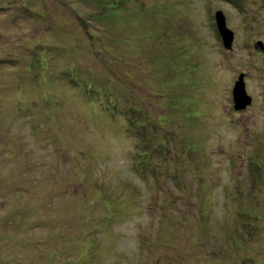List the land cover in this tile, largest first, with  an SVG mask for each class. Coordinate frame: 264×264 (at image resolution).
Here are the masks:
<instances>
[{
	"label": "rangeland",
	"instance_id": "1",
	"mask_svg": "<svg viewBox=\"0 0 264 264\" xmlns=\"http://www.w3.org/2000/svg\"><path fill=\"white\" fill-rule=\"evenodd\" d=\"M259 43L264 0H0V264H264ZM133 105L169 156L134 158Z\"/></svg>",
	"mask_w": 264,
	"mask_h": 264
},
{
	"label": "trees",
	"instance_id": "2",
	"mask_svg": "<svg viewBox=\"0 0 264 264\" xmlns=\"http://www.w3.org/2000/svg\"><path fill=\"white\" fill-rule=\"evenodd\" d=\"M94 1H95V3L97 5H99L100 3H104L105 4V0H103V1L94 0ZM105 9H107V7ZM104 45L108 46L109 50L112 52V56H111V53H108V57L106 56L107 57L106 61L107 60H113L114 61L115 59L117 60L118 57L120 58L121 54H120V52H119V50L117 48L118 46L116 44H114V43H112V44L111 43H109V44L108 43H104ZM102 50H103L102 52H99L100 55L107 54V52H105V50H104V47H103ZM99 53H96V54L99 55ZM33 61L37 62V57L34 58ZM115 80L117 81V83L120 84L119 78H116ZM122 88H120V89H122ZM107 93H110V92H107ZM109 97H112V96L110 95ZM117 98H120V96L114 97V100L117 99ZM117 103H119V102L117 101ZM105 109H106V111L116 112L117 114L122 115V116H126V114H128L127 111L122 110V109H124L123 107L120 108L119 106L110 107V108L107 107ZM129 109H130V111L133 110L132 114L129 113L130 119H127V121L124 120L125 123H123L120 126H122V128L124 129L125 133L126 132L128 133V137L126 136L127 139L129 138L130 140H132L134 142V145H135L134 150L136 152V155H135L134 158L137 159L138 157L142 156L143 159H144L143 152H147V154L149 155V153L153 152V151H154V154L156 155V157L158 159H161L159 154L163 153L164 151L167 154V156H169L170 155V151L167 148L168 142L165 139V136H164V133L162 132V130L164 128L170 127V125L166 124L165 121L163 122L162 121V117H158L157 119H155L154 116H153L152 119L149 118L150 119L149 120L150 124L148 122H146V124H145L144 121L146 119H145V117L142 116L144 113L142 111L140 112L139 108L136 105L131 106ZM139 115H141L142 117L139 118ZM165 119H163V120H165ZM154 123H156L155 124L156 128H152ZM144 132H145L146 138H144ZM139 165H140V163H139ZM146 165H150L151 166V172L154 171L153 170V166H152L153 164L148 163ZM138 170H139V168H138ZM7 216H9V214H7ZM198 219H201V218L199 217ZM0 220H1V223H2L4 218H2ZM238 230H239V232H237V233H238L239 238H240L239 233H243L244 234V233L248 232L242 226H240V229H238ZM0 231H2V233H4L7 236V238L9 237V240L12 243L15 242L16 239H14V241H13L12 236L10 234H8L7 232H5L6 231L5 229H0ZM234 232H236V231H234ZM243 234L241 235L242 238H243ZM9 252L10 251L8 249L7 250L5 249L2 254L4 256H6V255H8Z\"/></svg>",
	"mask_w": 264,
	"mask_h": 264
},
{
	"label": "water",
	"instance_id": "3",
	"mask_svg": "<svg viewBox=\"0 0 264 264\" xmlns=\"http://www.w3.org/2000/svg\"><path fill=\"white\" fill-rule=\"evenodd\" d=\"M215 19L223 46L227 51H231L235 41V34L227 26V20L222 11L217 12ZM258 45L264 53V45L262 43H259ZM233 102L235 111H244L252 105V98L249 96L246 89L244 74L240 75L239 80L235 83L233 88Z\"/></svg>",
	"mask_w": 264,
	"mask_h": 264
},
{
	"label": "bare ground",
	"instance_id": "4",
	"mask_svg": "<svg viewBox=\"0 0 264 264\" xmlns=\"http://www.w3.org/2000/svg\"><path fill=\"white\" fill-rule=\"evenodd\" d=\"M232 194V193H231ZM212 253V252H211Z\"/></svg>",
	"mask_w": 264,
	"mask_h": 264
}]
</instances>
